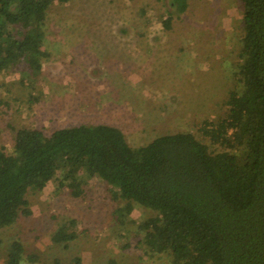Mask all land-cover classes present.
Here are the masks:
<instances>
[{"label":"rangeland","instance_id":"rangeland-1","mask_svg":"<svg viewBox=\"0 0 264 264\" xmlns=\"http://www.w3.org/2000/svg\"><path fill=\"white\" fill-rule=\"evenodd\" d=\"M188 2L184 13L169 0L55 2L43 24L41 74L0 72V148L14 153L23 127L50 135L99 123L122 129L133 147L177 132L211 144L202 127L227 116L230 92L239 88L243 8L240 0ZM169 12L171 29L163 24ZM65 174L42 191L29 188L26 212L0 231V264L14 240L25 247L22 264H69L75 256L83 264H172L140 244L137 225L151 210L135 204L121 218L124 202L106 182L83 173L75 197L60 185ZM60 227L76 232L69 246L52 241Z\"/></svg>","mask_w":264,"mask_h":264},{"label":"trees","instance_id":"trees-1","mask_svg":"<svg viewBox=\"0 0 264 264\" xmlns=\"http://www.w3.org/2000/svg\"><path fill=\"white\" fill-rule=\"evenodd\" d=\"M70 0H0V72L21 67L41 74L48 9ZM241 61L229 112L193 132L161 135L133 147L122 129L107 123L60 128L45 135L16 131L15 151L0 148V231L30 205L28 190H44L60 172L61 187L83 193V173L106 182L121 218L135 204L152 211L137 225L140 244L172 264H264V0H240ZM184 13L188 0H169ZM163 19L172 28L173 12ZM75 225V223H72ZM77 238L60 227L52 241L69 246ZM25 247L14 240L3 264H22ZM30 260L37 256L29 255ZM69 264H83L81 256ZM109 264H127L110 260Z\"/></svg>","mask_w":264,"mask_h":264}]
</instances>
